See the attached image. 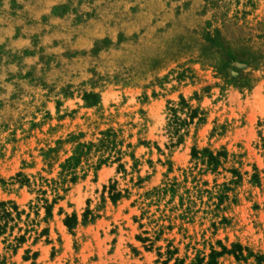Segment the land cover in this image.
I'll return each mask as SVG.
<instances>
[{
  "label": "rangeland",
  "instance_id": "374dc122",
  "mask_svg": "<svg viewBox=\"0 0 264 264\" xmlns=\"http://www.w3.org/2000/svg\"><path fill=\"white\" fill-rule=\"evenodd\" d=\"M212 250L264 264V0H0V264Z\"/></svg>",
  "mask_w": 264,
  "mask_h": 264
},
{
  "label": "trees",
  "instance_id": "16d2710c",
  "mask_svg": "<svg viewBox=\"0 0 264 264\" xmlns=\"http://www.w3.org/2000/svg\"><path fill=\"white\" fill-rule=\"evenodd\" d=\"M95 94V93H94ZM94 94H92L91 96H95ZM89 96V95H88ZM87 97V96H86ZM193 116H194V114H193V112L190 114V117L191 118H193ZM213 158V157H212ZM113 198H115V197H113ZM217 255H220V253L219 252H216V251H214V250H212L211 252H210V259L211 260H209L208 261V264H214V261L212 260L215 256H217ZM200 261V264H202L203 263V260H199Z\"/></svg>",
  "mask_w": 264,
  "mask_h": 264
}]
</instances>
